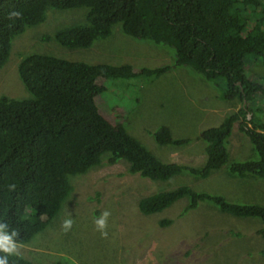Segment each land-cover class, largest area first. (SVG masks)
<instances>
[{
    "label": "trees",
    "instance_id": "1",
    "mask_svg": "<svg viewBox=\"0 0 264 264\" xmlns=\"http://www.w3.org/2000/svg\"><path fill=\"white\" fill-rule=\"evenodd\" d=\"M48 9H82L83 20L43 35V42L88 49L117 25L124 36L171 49L172 63L134 73L127 64H86L39 53L19 59L16 76L27 95H0V225L13 243L26 244L41 233L70 196L71 178L101 165L123 162L129 175L156 183L182 174L205 179L223 165L231 178L264 180V85L250 80L243 68L247 58L264 66V0H0V68L11 40L41 24ZM176 68L219 88L220 100L240 104L216 126L199 132L204 160L197 167L156 158L122 124L107 123L93 101L104 90L95 84L99 78L151 81ZM235 123L253 158L228 163L227 139ZM151 137L160 147L179 148L190 141L173 138L164 125ZM179 200L185 203L180 216L204 202L220 213L258 220L256 234L264 247V207L257 204H233L179 185L139 198L136 210L151 215ZM13 231L18 235L13 237ZM0 259L31 264L19 254L0 252ZM52 264L74 263L62 259Z\"/></svg>",
    "mask_w": 264,
    "mask_h": 264
},
{
    "label": "rangeland",
    "instance_id": "2",
    "mask_svg": "<svg viewBox=\"0 0 264 264\" xmlns=\"http://www.w3.org/2000/svg\"><path fill=\"white\" fill-rule=\"evenodd\" d=\"M82 9H48L44 21L26 29L10 42L5 64L0 68V95L24 98L27 94L16 76L19 59L27 54H47L86 64H127L136 73L172 63L168 47L154 46L124 36L117 25L110 36L88 49L70 50L40 38L55 29L82 22ZM247 58L245 75L264 85V66ZM220 88L224 82L218 81ZM104 90L94 96L100 116L109 124H122L128 135L139 141L156 158L167 163L200 166L204 160L201 130L216 126L223 116L236 111L238 101H223L216 89L184 68L170 70L154 80L135 76L129 80L97 79ZM164 125L173 138H188L179 148L157 146L151 133ZM264 135V132H263ZM227 162L252 159L247 138L232 126L227 139ZM73 190L58 216L16 252L31 264H52L67 259L74 264H264L263 242L256 234V219L220 213L208 203L179 215V200L161 212L142 215L136 210L139 198L157 191L186 185L197 192L218 195L233 204L264 207V180L231 178L226 165L205 179L177 175L166 183H156L126 173V164L98 166L71 178ZM110 212L107 238L96 229L95 219ZM71 218V230L62 223ZM169 220L160 226L158 221Z\"/></svg>",
    "mask_w": 264,
    "mask_h": 264
},
{
    "label": "clouds",
    "instance_id": "3",
    "mask_svg": "<svg viewBox=\"0 0 264 264\" xmlns=\"http://www.w3.org/2000/svg\"><path fill=\"white\" fill-rule=\"evenodd\" d=\"M110 216V212L104 211L101 213L99 218L95 219L94 223L96 229L100 232L102 238H107V220ZM74 221L71 218L65 219L62 223V228L65 232L71 230ZM18 233L13 231L12 236H17ZM18 245L13 243L12 237L5 235L3 231V225H0V252L4 253L5 256L16 255V249ZM0 264H6V259H0Z\"/></svg>",
    "mask_w": 264,
    "mask_h": 264
}]
</instances>
